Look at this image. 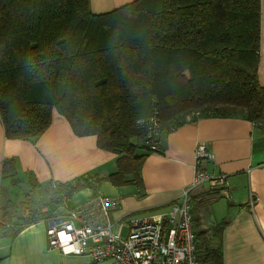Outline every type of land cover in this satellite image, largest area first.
Returning <instances> with one entry per match:
<instances>
[{
    "label": "trees",
    "instance_id": "trees-1",
    "mask_svg": "<svg viewBox=\"0 0 264 264\" xmlns=\"http://www.w3.org/2000/svg\"><path fill=\"white\" fill-rule=\"evenodd\" d=\"M144 2L97 15L89 0H0L6 136L41 135L55 109L76 134L96 135L101 148L117 153V170L105 179L121 185L140 180L145 154L137 148L150 152L139 118L156 112L168 125L177 108L189 107L215 117L241 115L264 127L260 0H159L143 10ZM125 22L137 26L136 36H118ZM12 169L5 160L2 173ZM98 180L81 176L56 183L55 192L71 195ZM38 219L13 229L0 221V237ZM200 245L199 264H221L218 244Z\"/></svg>",
    "mask_w": 264,
    "mask_h": 264
},
{
    "label": "crops",
    "instance_id": "crops-1",
    "mask_svg": "<svg viewBox=\"0 0 264 264\" xmlns=\"http://www.w3.org/2000/svg\"><path fill=\"white\" fill-rule=\"evenodd\" d=\"M133 1L89 0V9L93 14H104ZM260 7L258 82L264 86V0H260ZM192 115L174 124L162 123L159 149L147 152L137 148V152L145 154L140 180L121 185L105 179L117 170V153L101 148L96 135L76 134L67 118L55 109L48 128L31 138H8L0 118V187L29 189L28 179L38 188L48 183L49 187L50 183H70L81 176L100 178L93 186L71 195L62 192L57 195L60 202L49 208L46 216L24 225L13 236L0 237V264H107L93 263L87 255H64L50 249L46 228L96 192L119 199L111 218L122 235L135 218L159 219L190 183L194 149L199 142L207 143L211 154L203 162L204 168L213 175H225L229 197L207 185L193 192L198 253L204 240L218 244L221 264H264V127L241 115ZM132 142L141 144L135 137ZM5 160L13 162V169L4 173L11 175L10 182L3 178ZM126 177L132 178L130 174Z\"/></svg>",
    "mask_w": 264,
    "mask_h": 264
},
{
    "label": "built area",
    "instance_id": "built-area-1",
    "mask_svg": "<svg viewBox=\"0 0 264 264\" xmlns=\"http://www.w3.org/2000/svg\"><path fill=\"white\" fill-rule=\"evenodd\" d=\"M136 126L142 132L143 144L150 152L157 151L162 124L156 112L137 119ZM194 155L193 177L164 216L135 218L122 235L111 218L119 199L96 192L46 228L48 247L64 255H87L93 263L199 264L192 194L201 185L229 194L225 175H213L204 168L203 162L211 158L208 144L199 142Z\"/></svg>",
    "mask_w": 264,
    "mask_h": 264
},
{
    "label": "rangeland",
    "instance_id": "rangeland-1",
    "mask_svg": "<svg viewBox=\"0 0 264 264\" xmlns=\"http://www.w3.org/2000/svg\"><path fill=\"white\" fill-rule=\"evenodd\" d=\"M157 3H159V0H145L141 5L143 8H140L144 10L145 7H152ZM116 29L118 30V36L127 39L136 36L138 30L136 25H127L126 22L123 23L122 27H117ZM159 80L162 83L164 82V84L167 82L163 77H160ZM176 110V112L172 113V115H176L173 124L181 122L188 116L198 112L196 109L191 110L189 107H179ZM10 176L9 174H3V178L9 180V182L10 179L8 178H10ZM28 183L30 184L29 189L20 187V189L16 190L17 187L12 188L11 186L8 187L4 185L0 187V221L4 222L7 228L13 229L33 220V218L44 217L46 216V212H49V208L56 206L57 203L60 202L57 198L59 194L55 192L56 186H53L51 183L50 187L48 183L47 186L38 188H35V186L31 184L30 179H28ZM60 194H62V192ZM61 201L63 202L62 197Z\"/></svg>",
    "mask_w": 264,
    "mask_h": 264
}]
</instances>
